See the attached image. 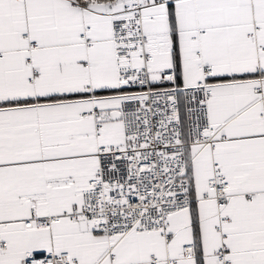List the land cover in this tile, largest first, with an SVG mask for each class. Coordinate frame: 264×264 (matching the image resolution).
Returning <instances> with one entry per match:
<instances>
[{
  "label": "snow or ice",
  "instance_id": "obj_1",
  "mask_svg": "<svg viewBox=\"0 0 264 264\" xmlns=\"http://www.w3.org/2000/svg\"><path fill=\"white\" fill-rule=\"evenodd\" d=\"M0 264H264V0H0Z\"/></svg>",
  "mask_w": 264,
  "mask_h": 264
}]
</instances>
